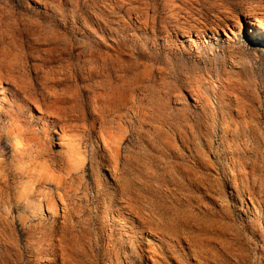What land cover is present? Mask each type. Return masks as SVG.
I'll return each mask as SVG.
<instances>
[{
	"label": "bare ground",
	"instance_id": "bare-ground-1",
	"mask_svg": "<svg viewBox=\"0 0 264 264\" xmlns=\"http://www.w3.org/2000/svg\"><path fill=\"white\" fill-rule=\"evenodd\" d=\"M35 1L49 22L0 2V264H249L229 210L194 199L210 164L194 126L184 128L188 112L180 121L153 87L183 76L203 113L223 111L222 70L178 61L222 33L231 43L246 29L264 42V0H66L68 14L62 0ZM254 178L246 188L264 219L263 179Z\"/></svg>",
	"mask_w": 264,
	"mask_h": 264
},
{
	"label": "rangeland",
	"instance_id": "rangeland-1",
	"mask_svg": "<svg viewBox=\"0 0 264 264\" xmlns=\"http://www.w3.org/2000/svg\"><path fill=\"white\" fill-rule=\"evenodd\" d=\"M5 1L8 2L10 9L18 13L17 15L32 16L33 18L38 17L42 21L49 22L44 8L41 7L40 4H37L35 0H0L2 4H6ZM230 1L237 5L238 0ZM62 2L65 5L66 0H62ZM238 6L239 5H237V7ZM64 8H66L64 10V13L66 12L65 14L70 13L66 5ZM80 12V10L76 11V17L79 21ZM60 17L61 16H57L56 20L59 21ZM59 23L60 21L57 27L59 30L63 31L65 26ZM76 34L77 36H75ZM79 37L78 33L72 32L71 38L76 44L75 52L81 50V39ZM232 37L233 40L229 43L227 36L222 33L219 42L210 39L208 44L200 43L198 47H193L192 53L185 56V61H178V64H181H179L180 66H184V64L186 66L187 64L188 67L195 68L194 66L200 65L203 69H216V67H218L222 70V75L225 80L229 82V84L226 82V85L222 87L223 92L221 91L222 94H224L222 95L223 99H221L223 100V111L220 110L217 104L213 105L210 102L212 104L210 110L207 114L203 113L201 108L199 106L197 107V103L193 99L191 93L187 90L189 85L185 86L183 83L182 80H185V77L183 78V76L179 74L178 75L182 77L180 82H177L176 78L171 77V80H169L170 85L164 84L166 86L163 87L161 83H158L153 87L155 90L153 91L156 93L157 99L159 98L160 92H162V94L164 93L162 97L165 98L168 107L170 106L169 109L174 111L176 115H181H179L180 118H178L180 121H183V113L185 111L188 112L190 117L189 121H183L184 128L190 131L189 128L194 126L193 129L197 134L196 143L201 150H205L203 151L206 153L205 156L207 155L206 159L210 164V168H207V166L202 167V170L208 173L207 178L205 177L206 182L204 181L203 184L193 187L195 188L193 192L196 191L198 195H200L198 196L197 193H194L196 196L194 199L198 197V199H201V204L209 207V209H212L214 212L218 210L222 211L223 208H227L229 210L228 212L226 209L229 216H233V221L235 219V223L232 222L233 225L236 224L237 230L234 226L235 230H239L247 247L246 252L248 253L249 264H262L264 260L261 258L262 256H260V254L263 253L262 255L264 256V240L259 237V233L264 232V219L259 213L253 212L254 206L251 200H249L250 194L247 192V188L255 181V175L259 178L261 176L263 179V188L257 186L256 192L260 193L261 191L264 195V42L260 41L259 43H255V41L248 36L246 29L237 31V35H232ZM109 43L113 44V41L108 40V44ZM128 44L130 45V43ZM161 45L162 42H160L159 47L161 51L165 50ZM168 50L172 52L171 55L174 59L179 54L177 49H175L176 52L170 49ZM195 54H200L203 60L201 57L196 59ZM195 62H198V64L196 65ZM204 88L207 90V85H205ZM210 96L213 99H220L219 96L215 97L212 93ZM87 99L88 93L84 91V100L86 101ZM243 109H246V113L248 112L245 116H243ZM244 117H246L247 122L253 121L254 123L251 122L252 128L248 130V133L246 132L240 135L238 131L241 130L243 126L242 122ZM222 125H224V127ZM227 129L228 132L226 131ZM231 133L234 135L236 134L235 142H233L234 137ZM131 136L132 135L129 137ZM172 136L181 144V138L179 136H174L173 134ZM245 136L248 137V139ZM126 144H131V142L127 141ZM244 144H246V146ZM90 147L92 151H95L96 148L94 146ZM1 148L8 152L9 156L12 155L13 150L8 137H4ZM184 152L188 153L185 149ZM233 152L236 153L234 162L230 159ZM88 166V173L92 177L93 171L91 164ZM92 180L91 178V181ZM234 180L241 189L239 196L246 199V202L242 204L239 202L236 192H233L231 182ZM15 228L20 230L19 233L22 239L21 244L25 246L26 234L18 221H16ZM98 261V263L104 264L102 257H100Z\"/></svg>",
	"mask_w": 264,
	"mask_h": 264
}]
</instances>
